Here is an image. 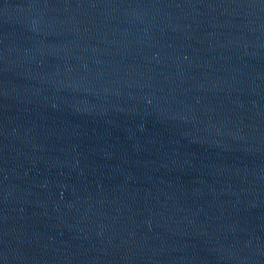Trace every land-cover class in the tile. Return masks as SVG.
Segmentation results:
<instances>
[{
    "label": "water",
    "instance_id": "1",
    "mask_svg": "<svg viewBox=\"0 0 264 264\" xmlns=\"http://www.w3.org/2000/svg\"><path fill=\"white\" fill-rule=\"evenodd\" d=\"M0 264H264V0H0Z\"/></svg>",
    "mask_w": 264,
    "mask_h": 264
}]
</instances>
